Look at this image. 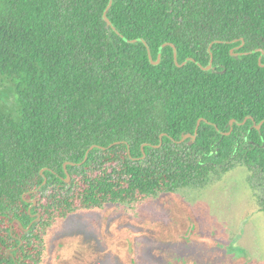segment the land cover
I'll list each match as a JSON object with an SVG mask.
<instances>
[{"label":"trees","instance_id":"1","mask_svg":"<svg viewBox=\"0 0 264 264\" xmlns=\"http://www.w3.org/2000/svg\"><path fill=\"white\" fill-rule=\"evenodd\" d=\"M108 3L0 0V264L237 167L264 213V0H113L111 25ZM164 44L193 61L166 45L152 65Z\"/></svg>","mask_w":264,"mask_h":264},{"label":"rangeland","instance_id":"2","mask_svg":"<svg viewBox=\"0 0 264 264\" xmlns=\"http://www.w3.org/2000/svg\"><path fill=\"white\" fill-rule=\"evenodd\" d=\"M252 194L237 167L202 189L81 212L51 229L43 264H220L228 249L264 264V213Z\"/></svg>","mask_w":264,"mask_h":264},{"label":"water","instance_id":"3","mask_svg":"<svg viewBox=\"0 0 264 264\" xmlns=\"http://www.w3.org/2000/svg\"><path fill=\"white\" fill-rule=\"evenodd\" d=\"M112 3H113V0H109L108 6H107V8H106V10H105V12H104V16H103L104 21H106V22L108 23V25H111V23L108 21L106 15H107L108 10H109L110 7L112 6ZM140 41H141L142 43L145 44L144 41H142V40H140ZM128 42H129V43H132V42H134V41H128ZM242 44H243V42H242ZM242 44H241V46H242ZM166 45H168V46H170L171 48H173L174 62H175V65H176L177 67H182V66H184L188 61H193V60L189 59V60H186V61H185L184 63H182L181 65H179V64L177 63L176 50H175L174 46L171 45V44H164L163 46H161V48H159V52H158V56H157V60H156L155 62L152 61L151 56H150V51H149V49L147 48V51H148V57H149V60H150V62H151L152 65H154V66L158 65L159 60H160V52H161V50H162ZM237 49H238V48H237ZM208 52L210 53V48L208 49ZM231 53H232V51H231ZM232 55H233V53H232ZM259 65H260L261 67H263V65L260 63V58H259ZM199 66H200V65H199ZM211 67H212V55H210V62H209V64H208V66L205 67V68H203V67L200 66V68H201L203 71H209V70L211 69ZM232 123H233V122L230 123L231 126H232ZM198 125H199V122H198V124H197V127H198ZM258 128H259V127H258ZM187 137H190V136H185V137H183L182 140H181V142H183ZM192 138H194V137L192 136ZM85 159H86V157H85ZM66 166H67V164L64 165V169H66ZM65 174H66V182H69L70 177H69V175H68V173H67L66 171H65ZM45 183H46V179H44V183H43V185H45ZM40 188H41V187H39V188L37 189V191H38ZM33 204H36V203L33 202ZM29 211H30V210H29ZM37 221H39V218L37 219ZM27 230H28V229H27ZM27 230H26V231H27Z\"/></svg>","mask_w":264,"mask_h":264},{"label":"flooded vegetation","instance_id":"4","mask_svg":"<svg viewBox=\"0 0 264 264\" xmlns=\"http://www.w3.org/2000/svg\"><path fill=\"white\" fill-rule=\"evenodd\" d=\"M236 49V48H235ZM237 50V49H236ZM231 53V52H230ZM232 53H233V51H232ZM247 119V118H246ZM231 122H233L232 123V125L233 124H235V121L234 120H231L230 122H229V125H230V123ZM264 123V121H261L257 126H256V129H260V127H261V125ZM199 124H200V121H199ZM199 126V125H198ZM259 127V128H258ZM198 127H196V129H197ZM232 131V126L230 125V129H229V132H227V133H230ZM194 134L196 135V131L194 132ZM225 134V133H224ZM187 136H190V135H187ZM194 137V136H193ZM189 137H187L186 139H188ZM185 139V140H186ZM193 140H195V137L194 138H192ZM256 206H257V204H256ZM257 211H258V209H257ZM260 213V212H259ZM233 244L234 243H232L231 245H230V247H233ZM237 252V254L236 255H234V254H232V252H231V250H229L228 249V252H227V254H225V258L224 259H222L221 261H220V264H226L227 262H234V264H237L238 262H239V264H247V260L245 259V255H244V253L243 252H241V250H239V249H237L236 250ZM242 255H243V258H242Z\"/></svg>","mask_w":264,"mask_h":264}]
</instances>
